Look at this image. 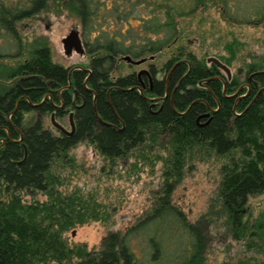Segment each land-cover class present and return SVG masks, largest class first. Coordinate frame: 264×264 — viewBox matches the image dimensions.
<instances>
[{
  "label": "trees",
  "instance_id": "16d2710c",
  "mask_svg": "<svg viewBox=\"0 0 264 264\" xmlns=\"http://www.w3.org/2000/svg\"><path fill=\"white\" fill-rule=\"evenodd\" d=\"M215 4L230 23L264 21V0H0V264H205L206 227L217 219L223 233L244 246L240 255L264 253V214L246 217L249 195L264 193V72L249 79L264 70V55L244 65L245 87L246 81L222 76L214 62L207 65L205 56L182 45L188 35L182 19ZM45 10H67L81 22L90 71L73 69L69 88L71 68L51 59L48 42L42 36L25 42L19 32L24 19ZM242 45L236 36L225 40L228 55L220 58L231 64ZM168 49V59L159 67L150 63L141 79L136 71L117 73L130 64L125 55L153 59ZM167 80L168 96L151 105L149 97L166 93ZM209 106L216 110L200 124L197 117ZM69 108L73 134L44 126L43 114L60 116ZM31 110L36 116L27 119ZM82 140L111 159L163 162V183L150 209L93 249L70 243L66 232L104 220L109 211L76 191L63 192L51 171L53 160ZM209 147L227 161L211 202L213 217L202 225L174 204L172 192L188 159ZM35 191L47 198L24 199Z\"/></svg>",
  "mask_w": 264,
  "mask_h": 264
},
{
  "label": "rangeland",
  "instance_id": "374dc122",
  "mask_svg": "<svg viewBox=\"0 0 264 264\" xmlns=\"http://www.w3.org/2000/svg\"><path fill=\"white\" fill-rule=\"evenodd\" d=\"M181 25L188 31L182 45L186 51L194 52L198 58L205 56L207 59L209 56H215L223 62L219 55H228L223 48V42L232 36L241 40L243 45L238 50L237 58L228 64L232 77L236 76L239 81H246L244 65L264 55V21L257 25L230 23L223 18L219 4L200 9L194 15L182 19ZM73 28L81 31V22L75 14L67 10L60 13L45 10L34 17L24 19L19 24V32L25 42H31L41 36L48 42L51 59L54 62L70 68L77 65L90 68V56L85 51L81 53L73 49L70 53L65 52L62 40ZM171 52L172 49L165 50L160 57L147 59L140 64L125 62L117 73L148 69L150 63L159 67L168 59ZM4 61L14 63L13 58H5ZM205 62L209 66L212 63L207 60ZM219 74L226 76L222 68H219ZM244 83L243 85L247 87V81ZM68 110L54 117L56 121L70 129ZM53 112L49 111L41 118L44 126L60 134V130L51 120ZM25 116L27 119H34L36 112L32 110L25 112ZM226 161V155L216 153L212 147L195 152L188 159L183 170V178L172 192V201L184 210L190 221L206 224L209 219L206 217H213L209 216L210 206L218 192L222 165ZM51 171L60 176L57 187L63 192L76 191L83 197L96 200L100 207L109 211V216L104 220H90L77 224L66 232L70 243L82 242L89 249L98 248L103 236L108 232L124 230L142 217L153 205L157 191L163 183L161 160L152 156L149 159L137 158L134 155L111 159L101 154L89 140L79 141L58 155L52 162ZM23 197L26 201L34 198L43 200L47 195L35 191L32 194L23 193ZM262 214L264 193L249 195L246 217L251 221ZM219 221L212 220L209 226H205L208 233L205 264H264L263 252L255 251L254 259L246 254L240 255L239 252L245 249L244 246L227 237ZM73 229L76 230L75 234L72 233Z\"/></svg>",
  "mask_w": 264,
  "mask_h": 264
},
{
  "label": "water",
  "instance_id": "95a60500",
  "mask_svg": "<svg viewBox=\"0 0 264 264\" xmlns=\"http://www.w3.org/2000/svg\"><path fill=\"white\" fill-rule=\"evenodd\" d=\"M62 41H63V46H64V49H65V52L66 53H70L73 49H75V50H77L78 52H81V53H84V51H85V47H84L83 40H82V36H81V31L78 30V29H76V28L71 29L69 31V33L65 37H63V40ZM151 58H153V56ZM124 59H126L130 63L140 64V63L144 62L145 60H147V57H142V58L134 59L130 55H125L124 56ZM207 61L214 62L219 68H222L223 70H225L226 76L228 78H230L232 76V72H231L230 67L226 63L222 62L219 58H217L215 56H209L207 58ZM75 68H81V69H84L85 71H90V68H85V67L79 66V65L71 68L69 70V76H68L69 77V84H68V86L71 84V81H70L71 72ZM142 72L149 73V70L146 69V68H142V69L139 70L138 73L140 74ZM261 72H264V70L255 71V72L251 73V76L253 74H255V73H261ZM205 80H207V79H205ZM134 87L135 86H132L130 88H134ZM242 87H243V85H241L239 87V89L235 93L239 92ZM140 91L142 92V89L141 88H140ZM229 95L231 96L233 94H229ZM166 96H167V93H165L164 95H157V96L149 97V100H151V105H155L158 100L165 99ZM46 97H47V94L44 95L43 99L40 102L34 103L33 105L40 104L42 101L45 100ZM78 106H80V105H78ZM190 107H191V105H189L188 108H190ZM215 110L216 109L211 108L209 112H206L203 115H210V112H213ZM73 114H74L73 111H71L69 113L70 129H67L63 124H61L58 121H56V119L54 117L55 116V113L54 112L51 114V120L54 123V125L60 130V132L70 135V134H73L74 133L75 126H76L75 125L74 118H73ZM96 114L98 116V113H96ZM98 118L101 121L105 122L99 116H98ZM210 118H211V115L209 116V119ZM75 232H76V230L73 229L72 233L75 234Z\"/></svg>",
  "mask_w": 264,
  "mask_h": 264
},
{
  "label": "flooded vegetation",
  "instance_id": "af4514ba",
  "mask_svg": "<svg viewBox=\"0 0 264 264\" xmlns=\"http://www.w3.org/2000/svg\"><path fill=\"white\" fill-rule=\"evenodd\" d=\"M82 40H83V39H82ZM146 69H147V68H146ZM136 72H137V74H138V76H139L140 79H141V75L146 73V72H142V73L139 74V73H138L139 70L136 71ZM68 76H69V75H68ZM252 77H253V76L250 75V76H249V79L252 80V79H253ZM70 78H71V76H70ZM70 81H71V80H70ZM85 82H86V79H85ZM68 84H69V83H68ZM68 84H67V87L69 88V87L71 86V84H70L69 86H68ZM139 90H140V88H139ZM174 90H175V89H173L172 93L174 92ZM59 91H61V89H58V92H59ZM166 93H167V96H168V94H169V84H168V80H167ZM47 94H48V93H47ZM47 96H48V95H47ZM49 96H50V94H49ZM167 96H166V97H167ZM165 99H166V98H165ZM165 99H160V100H158L156 104L162 102V101L165 100ZM196 100H197V99H196ZM196 100L192 101L189 105H192L193 102H195ZM34 103H37V102H33V104H34ZM156 104H155V105H156ZM78 105H80V104H79V103H76L75 101H73V106H74V108L77 107ZM60 106H64L63 102L60 104ZM160 107H161V105H160ZM160 107H159V108H160ZM188 107H189V106H188ZM211 108L215 109L214 107H210V106H209V109H208V110L204 111L201 115H198V117H197V122H199L200 119H202V120L204 119L205 121H208V118H209L210 115H203V114L206 113V112H209ZM187 109H189V108H187ZM71 111H73V113H74V109L69 108L68 112L70 113ZM210 114H211V112H210ZM73 118H74V114H73ZM74 121H75V120H74ZM199 123L202 124V122H199Z\"/></svg>",
  "mask_w": 264,
  "mask_h": 264
}]
</instances>
